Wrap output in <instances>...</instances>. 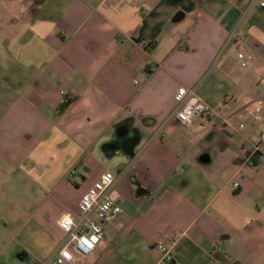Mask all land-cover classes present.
<instances>
[{
  "label": "crops",
  "instance_id": "obj_1",
  "mask_svg": "<svg viewBox=\"0 0 264 264\" xmlns=\"http://www.w3.org/2000/svg\"><path fill=\"white\" fill-rule=\"evenodd\" d=\"M260 2L0 0V175L35 182L42 195L16 232L36 242L14 263L55 252L60 219L77 217L82 195L111 172L97 157L116 155L104 147L126 125L146 145L113 173L123 212L71 264H264V119L250 106L264 100ZM180 87H197L208 119L165 124ZM178 126L210 133V164L180 151ZM258 144V162L246 161ZM79 180L86 186L70 196L65 183Z\"/></svg>",
  "mask_w": 264,
  "mask_h": 264
},
{
  "label": "built area",
  "instance_id": "obj_2",
  "mask_svg": "<svg viewBox=\"0 0 264 264\" xmlns=\"http://www.w3.org/2000/svg\"><path fill=\"white\" fill-rule=\"evenodd\" d=\"M257 1V0H255ZM260 6L264 8V0ZM61 95L67 96V92L61 91ZM175 106L165 124L176 121L184 127H192L197 119H208L212 109L199 97L197 87H180L174 97ZM233 102L231 96L225 97L219 104V108H225ZM252 112L264 119V100L256 99L250 104ZM245 128V125H240ZM264 142V133L260 134V143ZM258 145H253L245 151V160L252 161L259 153ZM116 182L112 172H105L81 197L78 204L77 217L64 215L59 221V228L63 238L55 252L41 264H71L74 262L72 250L82 256L94 253L101 243L103 230L110 225L122 212L121 203L110 195ZM238 189L239 184L235 183ZM156 248L165 260L173 257L172 249L158 241Z\"/></svg>",
  "mask_w": 264,
  "mask_h": 264
},
{
  "label": "rangeland",
  "instance_id": "obj_3",
  "mask_svg": "<svg viewBox=\"0 0 264 264\" xmlns=\"http://www.w3.org/2000/svg\"><path fill=\"white\" fill-rule=\"evenodd\" d=\"M177 130L182 133H180L179 137V141L182 143L183 147V149L180 150L182 153L185 152V154H188L194 151L198 157L204 153H211V155H213V148L212 146H209L211 142L207 140V137L210 135L209 132L206 133V135L201 134L192 136L187 133H183V127L181 126H178ZM170 139L171 137L167 140ZM114 142L115 140H112V142L108 144H114ZM217 144L218 143L215 142L213 145L217 146ZM145 145L146 142H142L138 145L136 148V157L139 155L141 150L145 148ZM194 148L196 150H193ZM101 152V149L96 150L97 154H100ZM97 159L103 167H106L115 175L118 173L119 168L125 166V159L121 151H118L115 156L107 158L100 156L97 157ZM2 173L4 174L0 175V264H16L13 262L14 253L21 251L24 243H26L27 250L29 251L33 248L34 243L36 242L34 237L30 240H24L25 238L22 237L23 234L18 237L16 236V232L24 220L23 217L28 216L29 213L33 215L35 205L38 203L42 195L39 194V189L35 186V182L28 184L25 179H20L19 176L9 178L7 172ZM73 183V181L65 183L66 190L70 196L73 195L75 191L80 193L87 184V182H82L81 180L78 181V186ZM56 196H58L57 193H55V196H52V198H55ZM28 199L31 201L30 210L27 203ZM21 264H34V259L30 256L25 263Z\"/></svg>",
  "mask_w": 264,
  "mask_h": 264
},
{
  "label": "water",
  "instance_id": "obj_4",
  "mask_svg": "<svg viewBox=\"0 0 264 264\" xmlns=\"http://www.w3.org/2000/svg\"><path fill=\"white\" fill-rule=\"evenodd\" d=\"M129 134V128L128 126L124 125L121 126L117 131H116V137L118 138H123L126 137ZM140 144V139L136 138L134 139H129L127 141L124 142L123 144V151L124 153L128 156V157H134L135 156V150L137 148V146ZM104 149L108 150V151H113L117 149V144H106ZM199 162L203 165H207L210 164L211 162V157L208 154H203L202 156H200L199 158ZM146 191L143 188H140L137 190V194L139 196H142L143 194H145Z\"/></svg>",
  "mask_w": 264,
  "mask_h": 264
},
{
  "label": "flooded vegetation",
  "instance_id": "obj_5",
  "mask_svg": "<svg viewBox=\"0 0 264 264\" xmlns=\"http://www.w3.org/2000/svg\"><path fill=\"white\" fill-rule=\"evenodd\" d=\"M136 138H139L140 141H141V138H140L139 134L136 131H132L131 132V129H130L129 134L126 137H123V138L116 137L115 138V142H114V143L117 144L116 151L121 150L122 152H124L123 151V144H124V142L127 141V140H129V139H134L135 140Z\"/></svg>",
  "mask_w": 264,
  "mask_h": 264
},
{
  "label": "trees",
  "instance_id": "obj_6",
  "mask_svg": "<svg viewBox=\"0 0 264 264\" xmlns=\"http://www.w3.org/2000/svg\"><path fill=\"white\" fill-rule=\"evenodd\" d=\"M70 103H71V102L69 101V102H67L66 104H64L63 109L69 107ZM118 127H119V126H118ZM118 127H117V128H118ZM131 129H132V128H131ZM135 131H136V130H135ZM137 133H138V132H137ZM138 134H139V133H138ZM139 136H140V134H139ZM140 138H141V140H142V137H141V136H140ZM118 151H121V150H118ZM118 151H116V150H114V151H108V150H106V149L104 150V152H105L107 155L117 154ZM121 152H122V151H121ZM122 154L126 155L124 152H122ZM126 156H127V155H126ZM127 157H128V156H127ZM256 157H257V156H256ZM256 157H254L253 160H252L254 163H257V162H258V160H256V159H257Z\"/></svg>",
  "mask_w": 264,
  "mask_h": 264
}]
</instances>
